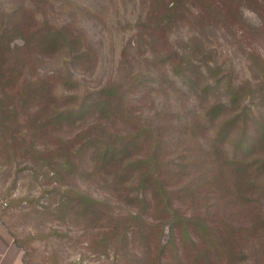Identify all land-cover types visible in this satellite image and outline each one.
Instances as JSON below:
<instances>
[{
  "label": "trees",
  "instance_id": "obj_1",
  "mask_svg": "<svg viewBox=\"0 0 264 264\" xmlns=\"http://www.w3.org/2000/svg\"><path fill=\"white\" fill-rule=\"evenodd\" d=\"M18 1L10 8L0 4V87L13 88L19 80L24 84L16 96L0 97L1 127L6 132L14 129L18 115L29 109L45 114L38 127L49 130L77 118L96 117L89 131L100 129L97 138L85 142L78 152L88 160V175L109 181L128 207L124 216L109 217L108 238H122L133 248L141 247L142 264H244L248 259L244 246L262 236L264 217L235 227L224 214L212 221L207 209L220 202L251 203L256 195L253 203L259 204L264 193V182L257 180L264 176V118L246 106L213 128L226 104L243 102L245 89L228 84L226 103L215 102L201 115L192 113L189 118L164 111L155 115L134 111L135 101L130 97L157 88L156 74H139L128 87L115 80L81 97L67 69L64 75L27 82L26 72L40 61L61 56L68 67L82 70L95 66L98 53L73 23L49 20L39 14L34 0ZM68 1L84 13L98 12L107 2ZM237 1L217 6L209 0H147L145 13L131 20L132 37L142 40L157 57L154 61L148 56L146 61L170 69L182 87L204 94L221 81L217 78L221 70L208 60L211 52L198 35L213 26L247 30L237 17ZM213 13L224 14L226 20L209 22ZM186 25L196 28L189 41L191 52L174 49L170 40L174 30ZM17 40L21 45L11 47ZM132 45L138 48L135 42ZM55 87L66 94L58 96ZM257 98L262 101L264 94ZM70 105L74 107L67 108ZM66 157L68 169L74 170L70 153ZM90 201L96 208L85 198L82 216L102 221L106 203ZM165 226L169 242L162 241Z\"/></svg>",
  "mask_w": 264,
  "mask_h": 264
},
{
  "label": "rangeland",
  "instance_id": "obj_2",
  "mask_svg": "<svg viewBox=\"0 0 264 264\" xmlns=\"http://www.w3.org/2000/svg\"><path fill=\"white\" fill-rule=\"evenodd\" d=\"M209 1L221 6L222 2L234 0ZM17 2L0 0L7 8ZM146 2L107 0L100 11L84 13L73 8L68 0L64 3L46 0L45 4L43 0H34L36 10L49 20L73 23L94 46L98 56L95 66L82 70L68 67L61 56L45 59L34 70L26 72L24 78L33 82L36 78L64 75L67 69L78 83L76 88L81 97L84 92H96L115 80L128 87L139 74H156L160 82L157 88L141 97H130L135 101L134 111L145 115L164 111L189 118L192 113L201 115L215 102L226 103L229 98L226 88L232 84L245 89V98L240 104L225 105L214 130L246 106L264 118V98L262 101L257 98L264 94V0L235 2L237 17L247 30L240 32L233 31L231 26H213L198 35L211 52L208 60L221 70L217 77L221 81L204 94L182 87L170 69L155 67L152 62L157 57L151 55V49L139 38L132 37L131 20L145 13ZM208 20L218 24L226 17L213 13ZM195 30L189 25L174 30L170 39L172 47L191 52L194 48L189 41L195 36ZM133 42L138 48H134ZM20 45L17 40L11 47ZM148 56L154 59L146 61ZM21 84L19 80L13 88L0 87V97L16 96L18 90L23 89L24 84ZM54 90L58 91V96L66 94L60 92V87ZM45 119L43 112L33 113L29 109L18 115L14 129L6 132L0 125V264H142L141 247L133 248L122 238H108L109 217L124 216L128 212L126 201L122 200V195L118 197L109 181L102 182L88 175L91 171L88 160L78 152L85 142L97 138L100 129L89 131L96 117L77 118L56 130L39 128ZM67 153H70L68 158L74 170L67 167ZM257 180L264 182V176ZM253 197L258 199L257 195ZM253 197L251 203L220 202L219 206L207 209L209 218L216 221L224 214L230 225L249 226L264 217V193L259 197V204L253 203ZM85 198L94 208L96 205L90 200L106 203L102 221L82 216L80 211ZM170 239V231L165 226L162 241ZM243 250L248 258L244 264H264V232L261 237L250 239Z\"/></svg>",
  "mask_w": 264,
  "mask_h": 264
}]
</instances>
